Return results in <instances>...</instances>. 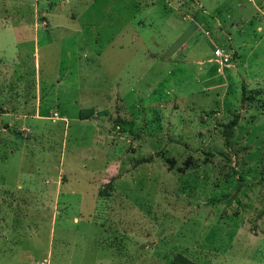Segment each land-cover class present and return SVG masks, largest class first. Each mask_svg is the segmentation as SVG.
<instances>
[{"label":"rangeland","instance_id":"obj_1","mask_svg":"<svg viewBox=\"0 0 264 264\" xmlns=\"http://www.w3.org/2000/svg\"><path fill=\"white\" fill-rule=\"evenodd\" d=\"M176 254L264 264V0H0V264Z\"/></svg>","mask_w":264,"mask_h":264},{"label":"trees","instance_id":"obj_2","mask_svg":"<svg viewBox=\"0 0 264 264\" xmlns=\"http://www.w3.org/2000/svg\"><path fill=\"white\" fill-rule=\"evenodd\" d=\"M237 122H238V116L235 115L234 119L228 125L229 129L235 127ZM168 264H197V263H195L194 261H192L191 259L187 258L182 254H176Z\"/></svg>","mask_w":264,"mask_h":264},{"label":"built area","instance_id":"obj_3","mask_svg":"<svg viewBox=\"0 0 264 264\" xmlns=\"http://www.w3.org/2000/svg\"><path fill=\"white\" fill-rule=\"evenodd\" d=\"M214 56L219 58L220 61L224 64V65H228L231 63V56L229 54H225L224 52L220 51L219 49L214 51Z\"/></svg>","mask_w":264,"mask_h":264},{"label":"crops","instance_id":"obj_4","mask_svg":"<svg viewBox=\"0 0 264 264\" xmlns=\"http://www.w3.org/2000/svg\"><path fill=\"white\" fill-rule=\"evenodd\" d=\"M261 27H258V29H260ZM230 56H231V58L233 57V55L232 54H230Z\"/></svg>","mask_w":264,"mask_h":264}]
</instances>
